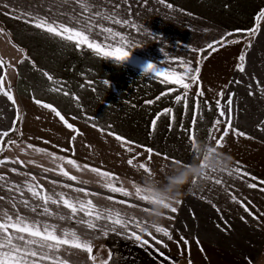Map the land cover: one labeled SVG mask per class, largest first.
Segmentation results:
<instances>
[{
    "label": "crops",
    "instance_id": "crops-1",
    "mask_svg": "<svg viewBox=\"0 0 264 264\" xmlns=\"http://www.w3.org/2000/svg\"><path fill=\"white\" fill-rule=\"evenodd\" d=\"M0 3L40 16H51L57 10L71 12L72 8L81 11V5L73 2L61 6L59 0ZM130 3L131 10L122 7V15L146 28L147 34L105 22L106 27L137 44L124 49L132 55L119 64L97 56L86 46L78 49L74 43L5 15L9 9L0 7V26L11 38L14 51L21 54L16 61H5L0 69L4 88L8 90L10 85L16 102L13 105L0 94V131L11 129L15 120L19 137L14 140L20 145L4 151L0 160L19 157L25 162L24 166H0V174L8 178L7 182L0 181V197L5 198L0 200V209L9 214L18 209L30 221L55 224L58 236L67 229L75 231L81 241H91V254L62 245L56 252V264H264V183H260L264 181V92L256 86L258 80L264 87V20L259 21L255 35H246V30L257 24L264 0H165L163 4L147 0L146 6L138 0ZM54 18L68 22L66 16ZM151 33L160 39H153ZM226 33H234L229 41L242 40L246 45L226 43L223 47L215 45L217 50L206 48ZM90 39L101 42L103 37ZM241 54L246 55L244 73L237 70ZM178 60L191 61L192 68H200L198 83L188 89L186 106L183 99L175 102V97L185 91L182 87L162 83L163 77L144 72L148 63H154L182 73L184 69L174 63ZM44 73L61 81L62 91H53L54 85ZM201 91L203 96H198ZM221 91L222 99L218 96ZM230 93L232 111L229 114L225 106V116L220 117L216 101L225 104ZM44 104L52 105L73 128ZM229 117L230 127L226 123ZM217 119L221 123L215 124ZM226 130L228 135L224 136ZM190 134L194 139H189ZM29 144L43 151L27 149ZM12 168L35 176L42 194L58 199L56 194L63 192L73 203L77 198L91 200L98 210L118 211L127 227L105 219L97 221L84 212L72 216L69 208L51 202L46 206L53 215H41L40 207L32 212L19 200L27 199L32 205L43 201L27 190L22 198L7 190L6 185L13 182L23 188L28 179L10 171ZM61 168L77 179L62 175ZM216 179L222 183L216 184ZM109 180L121 191L105 187ZM13 197L16 209L9 202ZM172 207L177 209L175 213L170 211ZM165 208L167 216L159 227L170 232L171 240L157 233L153 223ZM89 219L97 228L78 222ZM137 224L147 231L140 232ZM132 232L148 244L140 246V241L129 238Z\"/></svg>",
    "mask_w": 264,
    "mask_h": 264
},
{
    "label": "snow or ice",
    "instance_id": "snow-or-ice-1",
    "mask_svg": "<svg viewBox=\"0 0 264 264\" xmlns=\"http://www.w3.org/2000/svg\"><path fill=\"white\" fill-rule=\"evenodd\" d=\"M76 3L81 5V11L77 12L75 8H72L71 12H60L57 10L52 13L51 16H40L39 14H33L31 12H23L20 11L8 3H0V7L9 9L8 12L4 13L5 15L13 16L17 19H22L25 23H30L34 27L46 31L47 33L57 36L64 41H68L74 43L76 47L79 49L82 46H86L87 49L92 50L97 56H102L105 58L112 59L116 63H123L127 61L129 57L130 51L124 49H130L137 47V44L131 42L126 35H122L118 31H114L112 27H106L105 22H111L114 25H119L121 27L135 29L138 34H147V29L142 25L138 24L135 20L129 19L126 16H123L121 13V8L123 7L126 11L131 10L130 0H100V3L97 4L95 0H59L60 5ZM158 3H165V0H157ZM138 3L142 6L147 5V0H138ZM105 5H109V8H106ZM171 7L170 5H168ZM49 12L52 11L51 7L48 9ZM55 16H66L67 23L59 22L55 19ZM264 20V10H261L257 17V24L253 27V29L246 30V35H255L259 29V21ZM75 26H69V25ZM2 31V30H0ZM240 31V30H237ZM153 39H160L154 33H151ZM234 33H226L223 37L218 41H214L208 45L206 48H211L213 50H217L215 45H220L221 47L225 46L226 43H237L238 40H228L229 36H233ZM90 36H102L103 40L101 42H97L95 39H90ZM251 44L249 42L248 47ZM192 51H203V49H191ZM239 63L237 64V70L241 73L245 72V61L246 55L241 54L238 57ZM23 62V61H21ZM174 63H178L184 71L182 73H177L174 70H170L167 67H158L154 63H148L144 72L146 74H153L154 77H163L162 83H174L179 87H182L185 91L182 96L178 95L175 97V102L179 103L182 99L184 100L185 106L187 105V95L188 89L192 86V84L198 83V77L200 68L197 66L196 68H192L191 61L178 60L174 61ZM5 66V61L0 59V69H3ZM11 65H9L10 67ZM6 74V73H5ZM47 79L52 82L54 87L53 91H62V82L58 80H54L51 75L48 73H44ZM186 79H190L191 83L185 82ZM105 84L108 81L104 82ZM59 85L60 87H55ZM257 88L264 92V87L259 84V81H256ZM249 89H251V84L248 85ZM175 91V89H173ZM0 94L5 95L13 105L16 104L15 99L11 95L10 85L9 89L5 90L4 88V75H0ZM65 95H68L67 92H64ZM250 95L253 93L250 91ZM198 96H203V92H198ZM232 95L229 94V99L225 102V104H221V100L218 99L216 101L218 114L220 117L225 116V106H227V110L229 114L232 111ZM218 96L222 99L224 96V92L221 91ZM40 103V101H36ZM151 103V102H150ZM207 103V102H205ZM43 107L51 109L56 116L60 117L62 121L67 125L69 129L73 128L72 124L67 123L64 120V117L57 111L52 105L44 104ZM165 112L170 113L171 109H166ZM16 119H20V113L18 107L16 108ZM195 123V121H193ZM215 124L221 123L219 119H217ZM228 127L231 126V119L227 120ZM16 121H13V126L11 129L7 131H0V154L4 151H11L13 148H19L20 145L15 140H8L7 144H4V137H8L11 131H16L15 127ZM75 131V129H73ZM235 131V130H233ZM238 135H245L243 132L237 133ZM224 136L228 135V131L226 130L223 134ZM75 139V137H73ZM117 139H121L117 137ZM189 139H194V136L190 134ZM217 141V145L220 146L221 141ZM27 149H32L33 151H43L42 149H35L32 145H27ZM22 152L26 151L25 148L20 149ZM131 151V149H129ZM151 153V149L148 150ZM150 158V157H149ZM6 163L13 164H21L25 165L24 161H21L19 157L9 158L5 157L0 160V166H4ZM28 163H33V161H28ZM69 164L75 165L74 161L69 160ZM128 163L131 165L133 163L132 160H129ZM10 171L16 173L17 175L27 176L28 179L23 182L24 187L21 185L15 184L14 182L11 184H7V190L9 192H16L22 198L24 195V191L27 190L31 193V196L37 200L43 201L41 205H32L29 203L27 199H20L19 203L22 204L26 208H30L32 212H36L37 207L42 209L41 215L51 216L53 213L46 206L49 202L54 205H63L71 210L72 216L79 212H84L89 217H94L95 220L105 219L111 221L113 225H121L127 227V223L124 218L120 215L118 211H113L110 209H96L95 205L92 204L91 200H80L77 198V201L73 203L71 199H65V194L63 192L57 193V198H54L49 194H42V185H39L36 182V177L31 175L30 173H21L18 169L12 168ZM45 171H50V169H45ZM93 171H97L93 169ZM239 171L238 169L236 170ZM61 174L69 179L75 181L77 178L75 176H69L68 172L63 171L61 168ZM101 175L108 177V173H102ZM243 175H247L244 173ZM252 179H255L253 177ZM8 178L4 174H0V181L7 182ZM216 184H221L222 181L220 179H216L214 181ZM260 183H264L261 181ZM251 188H256V184H249ZM68 187V185H65ZM105 187L109 188L113 192L121 191V188L114 187L112 182L109 180ZM40 189V190H38ZM264 190V189H261ZM76 191H84L83 189H76ZM124 194V193H123ZM87 195V194H86ZM5 199L4 197H0V200ZM233 200H236V197H232ZM12 204V208L16 209L15 197H13L10 201ZM240 202V201H236ZM247 211V208L245 209ZM171 212L175 213L177 209L172 207L170 209ZM13 215H15V219H13ZM64 216H59V219H64ZM71 218V217H69ZM82 223H87L89 228L95 229L97 228V224L93 222V219H89L87 221H78ZM140 232H146L147 230L141 227L139 224L136 225ZM11 229V231H10ZM57 225L44 223L40 220H31L28 217L22 216L19 214L18 209L14 212V214H9L7 210L0 209V264H43L45 260H51L52 264H56V252L59 251L62 245H70L71 247L82 249L89 254L92 253L91 241L84 240L81 241L80 237L77 236L75 231H69L67 229H62V235L58 236L56 234ZM113 231L115 228L113 227ZM103 231V229H101ZM155 231L157 233H163V235L167 236L169 240L172 239L170 232L163 227H155ZM104 235H107V231L103 232ZM151 236V232L147 233ZM129 238H134L137 241H140V246H144L148 244V240H143L140 235H137L136 232L130 233ZM152 239L155 240L156 237L152 236ZM183 239V237H182ZM157 243H162L161 241H157ZM184 243L187 244L188 241L184 240ZM167 247V245H165ZM51 253V255H50ZM161 255H163L161 253ZM55 258V259H54ZM91 259L95 260V257H91ZM109 260H111V253H109ZM107 264V262H104Z\"/></svg>",
    "mask_w": 264,
    "mask_h": 264
},
{
    "label": "rangeland",
    "instance_id": "rangeland-1",
    "mask_svg": "<svg viewBox=\"0 0 264 264\" xmlns=\"http://www.w3.org/2000/svg\"><path fill=\"white\" fill-rule=\"evenodd\" d=\"M0 30L2 27L0 26ZM261 36V35H260ZM239 42L234 43L238 46H245L246 41L242 42V40H238ZM14 45L12 43L11 38L6 34L3 30L0 31V59L4 61H16L20 56V51H14ZM244 48V47H243ZM264 261V257H263Z\"/></svg>",
    "mask_w": 264,
    "mask_h": 264
},
{
    "label": "clouds",
    "instance_id": "clouds-1",
    "mask_svg": "<svg viewBox=\"0 0 264 264\" xmlns=\"http://www.w3.org/2000/svg\"><path fill=\"white\" fill-rule=\"evenodd\" d=\"M132 53H129V57H131ZM119 64V63H118ZM181 194L180 193H176V196L179 197ZM167 216V209L165 208L164 210H162L159 213V217L158 220L153 222L155 224V227H159L160 222L163 221Z\"/></svg>",
    "mask_w": 264,
    "mask_h": 264
},
{
    "label": "trees",
    "instance_id": "trees-1",
    "mask_svg": "<svg viewBox=\"0 0 264 264\" xmlns=\"http://www.w3.org/2000/svg\"><path fill=\"white\" fill-rule=\"evenodd\" d=\"M15 127L17 129L16 131H11L8 137H4V144H7L8 140H10V139L11 140H14V139H16V138L19 137L18 136V134H19V126H18V123H16Z\"/></svg>",
    "mask_w": 264,
    "mask_h": 264
}]
</instances>
